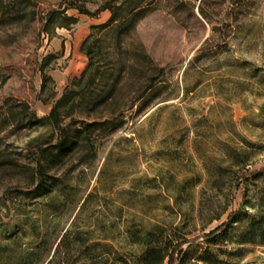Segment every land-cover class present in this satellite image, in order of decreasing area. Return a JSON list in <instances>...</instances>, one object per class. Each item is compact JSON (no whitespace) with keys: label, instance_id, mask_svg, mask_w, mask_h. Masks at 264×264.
<instances>
[{"label":"rangeland","instance_id":"1","mask_svg":"<svg viewBox=\"0 0 264 264\" xmlns=\"http://www.w3.org/2000/svg\"><path fill=\"white\" fill-rule=\"evenodd\" d=\"M70 1L95 11L103 0H0V264L9 261L8 243L15 250L74 224H102L101 233L122 240L130 223H170L182 184L184 209L197 208L201 199L205 206L223 204L235 171L264 167V0H246L243 14L234 0H115L124 10L135 4L146 10L125 42L133 55L145 50L166 68L161 96L109 136L90 165L70 163L50 194H28L34 185L23 167L34 158L33 140L49 135L46 127L29 125L31 112L50 113L70 78L88 64L81 46L91 26L111 17L110 10L89 16L71 8L76 25L43 31L49 11ZM125 55L112 48L109 66ZM45 74L51 80L44 84ZM239 152L247 166L232 164ZM217 167H229L223 192L209 187ZM246 191L255 201L264 196V178L242 180L235 209ZM247 249L242 264H264V246Z\"/></svg>","mask_w":264,"mask_h":264},{"label":"trees","instance_id":"2","mask_svg":"<svg viewBox=\"0 0 264 264\" xmlns=\"http://www.w3.org/2000/svg\"><path fill=\"white\" fill-rule=\"evenodd\" d=\"M234 2L243 14L246 0ZM71 8L89 16L110 10L111 17L91 26L81 46L88 64L80 76L70 78L50 113L38 116L31 112L29 125L49 130L47 137L33 140L34 158L23 167L34 185L27 192L34 198L48 195L54 187L60 186L63 181L59 173L68 164L90 165L109 136L160 98L159 85L167 74L166 68L155 65L145 50L133 55L126 45V39L136 31L145 15L146 10L140 4L124 10L115 0H103L100 7L92 11L84 2L70 1L67 6L60 5L49 11L43 31L49 32L51 24L52 30L76 25L78 17L68 13ZM110 39L112 46L106 45ZM222 41L228 42L227 39ZM112 48L126 53L117 58L115 66L107 62ZM48 80L51 77L45 74L44 84ZM22 107L24 112H29L28 104ZM244 154L232 155V164L247 166ZM228 168L217 167L209 172L210 189L224 191L222 180L230 177ZM235 174V181L225 189L230 199L223 204L210 200L205 206L201 199L197 208L184 209L179 198L186 187L181 182L174 195L173 211L177 210V218L170 223H130L122 240L101 233L105 231L102 224L98 228H81L74 224L55 237L46 233L34 243L19 245L15 250L10 249L8 243L3 253L9 254V261L3 264H242L247 245L264 246V196L255 201L246 191L242 207L235 209V192L243 179L249 180L251 176L254 180L263 179L264 167L241 173L235 171ZM226 214L225 221L214 225ZM14 241H22V238L16 236Z\"/></svg>","mask_w":264,"mask_h":264}]
</instances>
